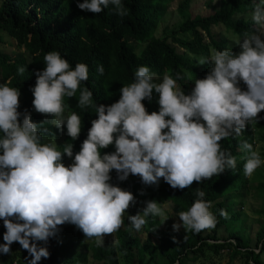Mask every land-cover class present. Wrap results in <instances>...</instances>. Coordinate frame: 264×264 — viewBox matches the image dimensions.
Here are the masks:
<instances>
[{"label":"clouds","instance_id":"1","mask_svg":"<svg viewBox=\"0 0 264 264\" xmlns=\"http://www.w3.org/2000/svg\"><path fill=\"white\" fill-rule=\"evenodd\" d=\"M110 5L125 15L121 0H83L77 7L99 14ZM251 21L255 30L244 33L239 53L213 49L199 60L212 67L205 78L194 81L188 95L177 85L180 76L165 73L156 82L149 67L139 66L117 102L93 105V93L80 87L88 80L87 65L73 67L59 52L46 53L45 68L35 73L31 89L35 111L51 117L46 123L58 129L66 126L72 140L80 135L81 117L74 111L65 115L64 98L79 90L77 106L94 107L97 115L69 166L62 158H73V145L42 143L39 125L31 121L30 113L18 111L19 89L0 84V220L6 229L0 253L9 254L10 246L18 242L31 257L25 258L28 264H39L50 254L38 242L47 243L65 223L102 246L105 235L121 228L124 214L136 202L131 192L109 183L112 170L120 181L131 174L152 186L162 178L173 189L183 190L235 169L236 157L222 151L219 142L240 135L264 111V0L255 4ZM24 71L18 69L19 74ZM97 72L104 74L102 65ZM240 81L247 88L238 87ZM153 92L158 94L159 111L149 114L142 101H150ZM113 144L115 152L101 155V149ZM240 151L245 154L244 175L250 177L264 161L247 141L240 144ZM204 196V191L196 190L191 207L178 213L182 224H173L175 231L183 227L199 233L215 227L216 216ZM149 215L163 216L162 205L145 201L142 214L127 218L139 231ZM220 216L227 219V211L221 209Z\"/></svg>","mask_w":264,"mask_h":264},{"label":"trees","instance_id":"2","mask_svg":"<svg viewBox=\"0 0 264 264\" xmlns=\"http://www.w3.org/2000/svg\"><path fill=\"white\" fill-rule=\"evenodd\" d=\"M175 0H121L125 15H119L113 6L104 9L99 14L81 11L78 3L83 0H2L0 5V47L9 37L24 48L23 57H14L0 51V76L3 82H8L10 87L18 88L22 103L18 108L20 113L27 111L31 121L39 125L41 142L58 136H66L67 143L73 145V157L80 151L81 144L87 138L91 121L97 119L94 107L80 109L78 105L79 90L72 98H64L66 112H76L81 117V132L76 140L67 135V129H58L46 123L51 117L37 113L33 107L34 99L31 89L36 83L35 73L45 68L44 55L57 51L73 67L77 63L86 64L88 67V80L81 82V88L87 87L93 93V105H111L120 98V90L124 85L134 81V73L139 66L150 68L156 82H159L165 73L176 78L177 85L185 95L191 93L196 79H203L211 69V64L196 67L199 57H209L211 49L223 51L229 45L228 38L221 41L212 36V28L225 26L232 35L239 38L244 33L253 32V24L245 19V15L254 9L256 0H228L221 10L207 17H198L184 22L177 31L157 39L155 34L161 21L166 15L168 7ZM189 0L186 1V4ZM242 16L241 18H238ZM244 16V17H243ZM191 35L192 40L186 36ZM209 37V43L206 42ZM140 47H142L141 50ZM235 52V49H231ZM102 65L104 74L97 72V67ZM25 69L19 74L18 69ZM246 91V90H244ZM158 94L153 92L149 101H142L147 112L159 111ZM264 127V111L260 112L257 121ZM47 129V131H45ZM247 141L254 144L255 134L251 123L242 130L240 135H231L221 140L222 151L230 152L237 159L235 169H226L224 173L214 175L211 179L203 180L181 189H173L161 178L163 186H157V193L153 200L162 198L163 201L173 202L176 212L187 211L196 199V190L204 191V199L211 202L210 211L216 216L215 232L234 227L241 219V212L231 205L234 195H239L247 187L244 179V153L240 151V144ZM101 155L115 152V145L101 149ZM2 154V152H0ZM69 159L62 158L65 164ZM109 181L113 186L129 191L139 199L141 178L129 175L124 181L118 179L115 170L109 173ZM264 189V184L262 185ZM132 205H130L131 207ZM129 207V209H130ZM128 209V210H129ZM226 210L228 218L220 216V210ZM127 210V211H128ZM149 233L161 238L162 244L154 247L146 245L145 251L155 261L158 250L169 255L168 264H184L191 253L200 256L204 247L218 253L230 245L208 244L207 229L199 233L193 231L194 242L186 243L173 248L172 253H167V237L159 233L158 216L147 217ZM59 232L54 238H49L47 243L38 242L40 246L47 247L49 257L43 258L41 264H87L88 255L86 240L83 232L71 223L58 226ZM210 237V236H209ZM216 240L218 237H210ZM122 243L117 247L108 244L106 247H94V259L98 262L106 261L109 264H119L117 251L124 253L129 260L133 259V248L138 246L130 232L121 233ZM18 246V242H15ZM85 249V250H84ZM240 251H235V259ZM247 257L246 264H264V247L261 255L251 251L244 253ZM253 262V263H252Z\"/></svg>","mask_w":264,"mask_h":264},{"label":"rangeland","instance_id":"3","mask_svg":"<svg viewBox=\"0 0 264 264\" xmlns=\"http://www.w3.org/2000/svg\"><path fill=\"white\" fill-rule=\"evenodd\" d=\"M175 0L167 9L164 19L161 21L159 28L155 34L157 39H162L166 35L171 34L179 29V27L189 19H195L198 17H207L208 15L217 12L222 9L228 0ZM258 2V0H256ZM2 0H0V5ZM245 15V19L251 21V12ZM242 16L238 17L241 18ZM244 17V16H243ZM255 27L253 25V31ZM212 36L217 40L221 41L222 38L229 39V45L227 49H235L234 53H239L240 48L238 43L243 39L236 35H232L226 29L225 26H217L212 28ZM192 40L191 35L186 36ZM206 42L209 43V37H206ZM6 42L0 47V51L4 54H8L14 57L25 56V50L23 47L17 44V42L9 37H5ZM140 47L139 50H141ZM213 50V49H211ZM216 50V49H215ZM203 57H199V60ZM206 64V63H205ZM211 64L210 62L207 63ZM201 64H197L196 67H200ZM212 66V64H211ZM1 69V68H0ZM0 84H4L0 76ZM179 87V85H178ZM240 88H247V86L240 81L238 84ZM180 88V87H179ZM22 103V98L19 97V107ZM69 112L65 111V115ZM23 115L20 117L22 123ZM66 127V126H65ZM251 127L255 134V141L253 149L258 151L261 160L264 161V127L258 122H252ZM55 141L58 146H63L67 143L66 136H58L54 139L47 140V142ZM62 151V148H60ZM73 159H69L65 166H69L73 163ZM247 187L239 195H234L231 205L236 207L241 212L240 221L229 229H222L215 232L214 228L207 229V243L208 244H222L223 242L230 245L229 248H223L218 253L213 252L204 247V253L200 256H196L194 253L190 254L189 261H185L184 264H246L247 257L244 256L246 252H253L261 255L262 248L264 247V164L257 168L250 177L243 176ZM139 187L140 196L134 205L130 207L124 214V223L120 229L110 235H105L104 243L102 246L96 244L95 238L92 240H86L87 250L85 252L88 255L87 264H109L106 261L98 262L94 259V247H106L111 244L118 248L122 243L121 233L128 231L132 238L138 242V246L133 248L132 254L133 259L129 260L125 257L124 253L117 251L119 264H168L169 255L158 250L156 253V260L153 261L145 251V247L148 244L158 247L162 244L161 238L152 236L148 231L147 222L142 228L137 231L135 230L128 221V215L135 216L138 213L142 214L145 207V201L153 200V197L157 193V186H163V182L160 180L158 185L148 186L140 182ZM162 205L164 212L163 216L159 218V233L164 234L167 237V253H172L173 248L182 246L186 243L194 242L192 237L193 231L184 230L183 227L179 231L173 229V224H182L179 221L178 213L176 212V205L173 202L163 201L162 198L155 200ZM147 221V217L145 218ZM6 232L3 220H0V244H3V235ZM217 236L216 240L210 237ZM40 246V244H39ZM10 253L5 255L0 253V264H28L29 254L22 248L21 245H17L15 242L10 246ZM240 251L235 259L233 254L235 251ZM28 259H25V258ZM264 258V256H263ZM43 258L39 262L41 264ZM253 263V262H252Z\"/></svg>","mask_w":264,"mask_h":264}]
</instances>
